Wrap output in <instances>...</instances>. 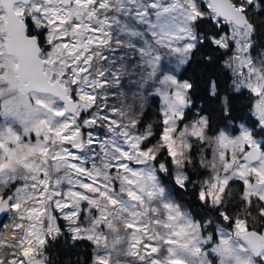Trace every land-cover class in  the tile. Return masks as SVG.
Returning <instances> with one entry per match:
<instances>
[{
	"label": "snow or ice",
	"instance_id": "1",
	"mask_svg": "<svg viewBox=\"0 0 264 264\" xmlns=\"http://www.w3.org/2000/svg\"><path fill=\"white\" fill-rule=\"evenodd\" d=\"M0 264H264V0H0Z\"/></svg>",
	"mask_w": 264,
	"mask_h": 264
}]
</instances>
